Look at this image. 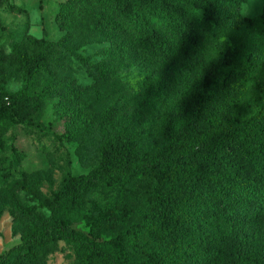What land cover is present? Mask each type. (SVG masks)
<instances>
[{"label":"trees","instance_id":"1","mask_svg":"<svg viewBox=\"0 0 264 264\" xmlns=\"http://www.w3.org/2000/svg\"><path fill=\"white\" fill-rule=\"evenodd\" d=\"M83 1L96 2L104 15H90L70 0L58 21L115 30L106 16L110 9L131 26L136 50L157 62L185 64L183 90L165 112L168 143L159 154L138 146L117 127L122 113L113 100L98 95L74 110L57 103V118L47 125L54 84L47 72L48 43L36 42L32 54L17 52L21 88L9 92L0 83V165L7 162L3 136L17 125L71 139L83 124L82 111L98 108L109 135L89 173H67L38 208L21 211L35 217L45 210L49 216L2 254L0 264H44L60 244L72 249L79 264H181L190 248L204 264H264V118L243 124L235 118L254 79L252 40L264 51V0L248 28L221 12L223 4L246 0ZM93 70L100 88L123 93L104 67ZM158 75L165 96L173 99V75ZM60 123L62 133L56 130ZM10 150L11 167L25 161L17 138ZM5 175L8 180L11 169Z\"/></svg>","mask_w":264,"mask_h":264},{"label":"rangeland","instance_id":"2","mask_svg":"<svg viewBox=\"0 0 264 264\" xmlns=\"http://www.w3.org/2000/svg\"><path fill=\"white\" fill-rule=\"evenodd\" d=\"M69 1L0 0V83L9 92L18 91L23 78L15 64V54H32L37 51L36 42L46 41L47 72L54 84L45 108V123L51 125L56 120L59 102L74 110L79 109L87 98L98 95L107 100L109 97L122 113L117 127L131 135L144 150L159 154L168 143L167 105L177 102L183 90L187 76L185 64H164L136 50L131 26L110 9L106 10V16L113 21L115 30L105 24L98 29L91 24L83 27L80 20L60 23L61 8ZM74 3L90 15H104L96 2L74 0ZM262 6L263 0H246L240 5L223 4L221 12L248 28V20L258 16ZM153 24L162 26L156 19ZM251 43L257 56L255 74L236 112L237 124L264 118V51L258 48L254 39ZM96 64L120 81L122 94L111 95L109 88H100L94 82L90 72H94ZM163 71L170 72L174 78L176 94L171 100L165 96L164 80L158 75ZM82 115L81 129H77L71 139L21 125L3 136L5 150L1 154L7 162L0 165V256L19 245L28 230L49 216L45 210L35 217L23 216L21 211L38 208L44 197H50L60 189L67 173L87 174L95 166L99 149L109 132L98 108L83 110ZM63 127L58 124V133L63 132ZM14 138L26 159L11 167L10 146ZM9 169L12 176L6 180ZM102 202L106 203L105 200ZM188 252V258L181 264H204L193 248ZM44 264H79V261L71 248L60 244L59 251L49 256Z\"/></svg>","mask_w":264,"mask_h":264}]
</instances>
